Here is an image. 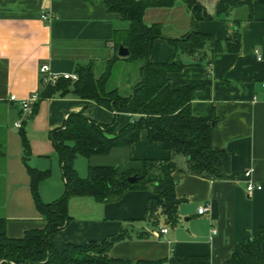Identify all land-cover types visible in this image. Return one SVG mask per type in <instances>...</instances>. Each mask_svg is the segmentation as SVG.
Wrapping results in <instances>:
<instances>
[{
    "label": "crops",
    "instance_id": "1",
    "mask_svg": "<svg viewBox=\"0 0 264 264\" xmlns=\"http://www.w3.org/2000/svg\"><path fill=\"white\" fill-rule=\"evenodd\" d=\"M198 1L211 17L199 22L198 32L222 43L233 40L238 32L240 51L214 54L206 49L201 55L182 54L186 67L169 78L175 90L192 81L207 82L192 94V114L216 122L212 142L231 154L233 180L211 181L174 172L176 195L181 199L179 223L168 225L162 218L158 228L145 220L148 201L154 196L151 188L127 192L120 200L107 203L74 197L68 207L71 222L50 235L55 249L102 242L126 229L132 238L113 247L115 259L135 263L168 260L163 264H171L173 258L209 257L208 264H231L239 254L246 264H255L240 245L247 234L255 236L264 228V5L254 1L231 8L223 3L227 8L220 13L222 0ZM44 14L52 18L43 20ZM144 22L163 27L164 38L155 40L152 47L150 59L155 63L170 60L169 39H180L192 30L191 12L181 1L172 8L148 9ZM128 29L129 23L119 14L107 11L104 0H0V218L6 220L8 237L22 238L48 224L37 208L28 166L49 172L38 188L44 203H53L64 194L62 164L51 134L63 129L71 114L82 113L101 125L116 121V133L132 121L128 109L121 110L116 119L111 110L71 92L40 98L44 91L41 67L49 65L57 74H76L79 67L93 65L96 77L109 68L110 86L131 94L141 81L142 63L114 61L119 52L113 42L116 31ZM131 72L137 75L135 79ZM123 83L124 92L120 89ZM34 94L39 98L31 101L25 113L19 102ZM115 150L130 160L129 166L143 160L173 159L186 167L184 157L172 155L161 143H150L147 131L130 147ZM98 160L99 166L106 165ZM250 184L263 188L249 193ZM201 208L207 209L202 215ZM163 229L168 233L162 234ZM142 233L144 238L139 237Z\"/></svg>",
    "mask_w": 264,
    "mask_h": 264
},
{
    "label": "trees",
    "instance_id": "2",
    "mask_svg": "<svg viewBox=\"0 0 264 264\" xmlns=\"http://www.w3.org/2000/svg\"><path fill=\"white\" fill-rule=\"evenodd\" d=\"M178 1L183 2L191 12L192 30L180 39H169L171 58L164 63L152 62L151 52L155 40L164 38L161 25H147L144 16L150 8H172ZM254 1L264 5V0H222L218 5L221 13L223 3L231 8ZM109 13L119 14L129 23L125 32L116 31L115 52L121 46L129 49L130 55L118 59L141 62V81L131 94H122L111 87V72L96 77L93 65L79 67L78 80H60L55 85L44 87L40 98H52L72 93L75 96L96 102L99 106L115 113L128 109L132 121L116 133V121L112 125H101L89 120L84 114H71L63 129L54 131L51 139L62 164L65 192L55 202L46 204L39 195L38 188L48 176V171H39L28 165L32 187L39 212L48 222L43 230L26 232L22 238H10L6 233V220L0 218V264H163L168 261H139L115 259L111 256L113 247L132 238L123 229L118 235L102 242L84 245L68 244L63 251L50 243V235L65 228L72 220L69 216V201L74 197H92L107 203L120 200L127 192L152 189L154 194L148 201L146 221L158 228L164 218L168 225L179 223L178 207L181 203L176 195L178 182L173 178L176 171L211 181H230L232 158L226 149L216 148L212 142L215 128L211 118L195 117L191 110L192 94L207 85L205 81H192L187 86L175 90L171 87L170 74L181 71L186 64L180 59L182 54L201 55L206 49L212 53H237L240 51L239 33L225 43L212 35L198 32L201 20H209L204 7L198 0H104ZM224 7V8H223ZM113 61V62H114ZM216 123V122H215ZM23 127V126H22ZM22 127L20 129H22ZM143 131L148 132L150 143H161L172 153L186 159V167L181 168L173 160L164 162L143 160L132 163L126 169L112 166H91L88 176H80L75 167L78 157L92 158L109 155L120 147H130L140 140ZM24 135V132H23ZM24 144H28L24 135ZM0 152L1 149H0ZM134 165V166H133ZM137 176L136 183L130 177ZM142 233L140 238H144ZM264 228L255 236L247 234L240 250L254 258L255 264H264ZM171 264H208L209 257H179ZM231 264H246L239 254H235Z\"/></svg>",
    "mask_w": 264,
    "mask_h": 264
},
{
    "label": "built area",
    "instance_id": "3",
    "mask_svg": "<svg viewBox=\"0 0 264 264\" xmlns=\"http://www.w3.org/2000/svg\"><path fill=\"white\" fill-rule=\"evenodd\" d=\"M52 18V15L50 14H44L42 16V19L43 20H50ZM40 76H41V83L42 85L45 87V86H48V85H55L57 84L60 80H73V81H77L78 80V75L77 74H57V73H54L52 72L51 70V67L49 65H43L40 69ZM39 98V94H34L32 95L29 99H26V100H23V101H20V105L23 109V111L25 113H28L30 111V103L32 100H37ZM17 99H13V101H16ZM17 127L18 128H21L22 125L21 124H17ZM251 173L248 172L247 173V176H250ZM262 186H258L256 187L255 185L253 184H250L248 186V192L249 193H252L256 190H262ZM207 209L206 208H201L199 210V214H203L204 211H206ZM214 234L217 233V231H213ZM161 233L162 234H167L168 233V229H163L161 230Z\"/></svg>",
    "mask_w": 264,
    "mask_h": 264
},
{
    "label": "rangeland",
    "instance_id": "4",
    "mask_svg": "<svg viewBox=\"0 0 264 264\" xmlns=\"http://www.w3.org/2000/svg\"><path fill=\"white\" fill-rule=\"evenodd\" d=\"M134 65L135 66H134L133 70L136 68L137 64H134ZM130 69H132V68H130ZM115 73H116V77H117L118 72L116 71ZM131 74H132L131 78L135 79L137 75H135V73H133V72H131ZM125 88H126L125 83H123V85L120 84V89L122 92H124L127 89V88L126 89ZM115 151H118V152H114L113 154H111L109 156H99L97 158L94 157L92 159L91 158L89 159V158H84V157H78L77 160L75 161V165H76V168L79 170L81 177L85 178V176L86 177L88 176L89 167L97 166L99 164L98 162L100 161L98 159H102L101 162L106 163V165H103V166H112V167H117L120 169H126L127 167H129L130 160L127 159V157L121 156V152H120L121 150H115ZM123 158H125V159H123Z\"/></svg>",
    "mask_w": 264,
    "mask_h": 264
},
{
    "label": "water",
    "instance_id": "5",
    "mask_svg": "<svg viewBox=\"0 0 264 264\" xmlns=\"http://www.w3.org/2000/svg\"><path fill=\"white\" fill-rule=\"evenodd\" d=\"M129 55H130L129 49L124 47V46H121L120 49H119V56L125 58V57H128ZM215 124L216 123L213 122V125H215ZM138 180H139V178L137 176H133V177H130L128 179V181L130 183H136Z\"/></svg>",
    "mask_w": 264,
    "mask_h": 264
}]
</instances>
